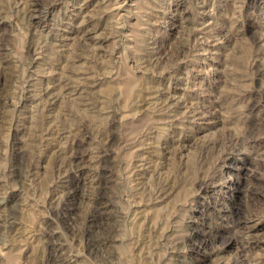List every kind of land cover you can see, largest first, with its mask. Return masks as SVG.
I'll use <instances>...</instances> for the list:
<instances>
[{
	"label": "rangeland",
	"instance_id": "1",
	"mask_svg": "<svg viewBox=\"0 0 264 264\" xmlns=\"http://www.w3.org/2000/svg\"><path fill=\"white\" fill-rule=\"evenodd\" d=\"M0 264H264V0H0Z\"/></svg>",
	"mask_w": 264,
	"mask_h": 264
},
{
	"label": "bare ground",
	"instance_id": "2",
	"mask_svg": "<svg viewBox=\"0 0 264 264\" xmlns=\"http://www.w3.org/2000/svg\"><path fill=\"white\" fill-rule=\"evenodd\" d=\"M34 23V22H33ZM36 24V23H35ZM101 160V159H100ZM105 163V162H104ZM98 187V186H97ZM76 193V192H75ZM70 197H72V195H70ZM67 207V206H66ZM99 209V208H98ZM105 210V209H104ZM98 212V211H97ZM102 212V211H101ZM73 215V214H72ZM107 216V215H106ZM92 221V220H91ZM235 223V222H234ZM244 224V223H243ZM242 224V225H243ZM75 225V223L74 222H72V220L70 221V223H69V229L70 228H72L73 226ZM240 227V226H239ZM249 227V226H248ZM93 228V227H92ZM73 229V228H72ZM94 229V228H93ZM92 229V230H93ZM94 232V231H93ZM263 232V231H262ZM95 233V232H94ZM250 233H252L251 231H250ZM110 235V234H109ZM114 235V234H113ZM234 235V234H233ZM101 243V242H100ZM106 247V244L104 243V244H99V250H105L104 248ZM183 247V246H182ZM104 255V254H103Z\"/></svg>",
	"mask_w": 264,
	"mask_h": 264
}]
</instances>
